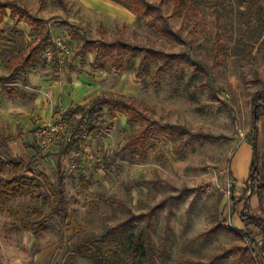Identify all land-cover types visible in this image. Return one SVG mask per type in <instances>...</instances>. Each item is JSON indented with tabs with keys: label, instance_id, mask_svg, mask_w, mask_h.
<instances>
[{
	"label": "rangeland",
	"instance_id": "obj_1",
	"mask_svg": "<svg viewBox=\"0 0 264 264\" xmlns=\"http://www.w3.org/2000/svg\"><path fill=\"white\" fill-rule=\"evenodd\" d=\"M20 1L45 24L23 23L18 28L6 17L1 25L5 34L0 40V75L8 73L7 60L22 54L45 29L51 38L45 53L36 59L59 73L55 78L65 73V64L76 68L77 74L93 71V53L75 54L84 38H122L132 45L185 53L199 64L195 73L196 68L183 60L179 70L170 64L167 72L155 78L157 64L152 59L140 72L141 56L128 62L126 55L121 70H105L99 91L124 93L148 117L208 137L185 144V137L177 134L172 138L149 134L143 158L135 155L130 160L121 152L130 125L105 107L106 128L86 137L78 153L64 157V205L54 214L49 207L54 198L51 189L34 191L30 179L43 182V173L54 183L53 154L71 121L62 122V131L52 132L51 140L42 144L41 131L58 118L44 122L37 133L43 159L11 189L0 183V264H66L70 259L75 264H93L86 255L72 252L82 236L122 221L127 208L145 214L162 203L151 216L157 264L205 263L226 252L217 264H261L258 251L250 250L236 232L242 227L229 219L231 199L217 188L205 191L202 184L213 174L221 185L230 177V156L249 126L250 97L264 85V0H194L187 19L184 14L190 0H181L176 8L172 0H148L162 3L181 42L160 35L147 18L137 22L132 12L112 0L97 1L124 8L125 17L101 14L90 4L96 0ZM138 127L135 123L134 128ZM259 135L264 156V118ZM12 157L1 145L0 178L16 171L10 164Z\"/></svg>",
	"mask_w": 264,
	"mask_h": 264
},
{
	"label": "trees",
	"instance_id": "obj_2",
	"mask_svg": "<svg viewBox=\"0 0 264 264\" xmlns=\"http://www.w3.org/2000/svg\"><path fill=\"white\" fill-rule=\"evenodd\" d=\"M135 15L136 21L141 22L147 18L150 26L154 27L157 32L172 42H181L180 33L173 30L168 18L164 15L162 3H151L148 0H112ZM181 0H172L173 7L180 5ZM194 0H190L184 14L187 19L192 9ZM11 17L15 23L26 22L30 26H43L45 21L35 16L29 9L24 7L20 0L0 1V40L4 39V31L1 28L6 17ZM50 40L49 32L44 30L41 37L31 43L22 54L16 58H11L7 67L8 76L0 77V83H13L17 76L24 73L29 66L36 62V57L45 53L46 45ZM89 53L94 54L93 68L97 70H121L124 67L123 58L127 55L128 62L137 55L141 56L138 71H142L147 66L148 59H152L155 64L154 77L158 78L169 70L170 64H173L176 70H179L183 60L196 69L200 68L199 64L191 61L189 55L185 53H167L162 50H155L151 47L132 45L122 38L107 41L104 38L90 40L84 38L83 43L76 49V55L83 57ZM250 104V121L249 126L244 134V138L252 147V162L250 174L248 176L247 189L256 190L258 197L261 199V191L264 188V156L260 152L259 143V123L264 117V85L255 91L249 100ZM118 113L126 118L130 125V131L121 152L126 155L127 159H133L135 155L142 158L146 149L147 136L162 134L167 137L179 135L185 137L184 143L195 140H204L208 137L205 133H193L186 128L161 123L152 119L141 112L139 106L130 97L121 94L111 93L102 95L85 106H76L68 109L59 116L60 122L71 121L66 135L59 143V150L56 158V179L54 183L45 174L41 173L40 177L43 182L33 178L30 179L31 187L34 191H40L42 188L51 189L52 199L51 212L56 214L64 205L65 185L67 175L63 170V158L70 153H78L81 142L86 137L96 136L102 129L106 128L103 117V108ZM110 117H114L113 114ZM57 119V120H58ZM55 120L54 125L59 121ZM135 123H139L138 128H134ZM8 138L0 137V146L5 145ZM39 154V152H38ZM116 155L114 157H118ZM115 158L112 159L114 161ZM16 167V171L7 178H0V183L6 189H11L13 185L23 181L25 172H32L33 163H23L19 160H13L10 163ZM106 168V167H104ZM233 190V189H232ZM164 203L155 206L150 212L145 214H135L131 209H126V218L113 226L105 225L100 233H88L82 236L78 245L74 244V253L86 255L93 264H157L156 247L151 235V216ZM235 205V203H234ZM264 213V211H263ZM243 230H236L246 241L250 250H257L261 258V264H264V218L244 214L240 216ZM257 229L262 234V242L259 244L255 238L252 229ZM227 256V252L212 257L209 261L197 262L196 264H217ZM66 264H75L68 260Z\"/></svg>",
	"mask_w": 264,
	"mask_h": 264
},
{
	"label": "crops",
	"instance_id": "obj_3",
	"mask_svg": "<svg viewBox=\"0 0 264 264\" xmlns=\"http://www.w3.org/2000/svg\"><path fill=\"white\" fill-rule=\"evenodd\" d=\"M90 4L105 16L119 18L127 15L126 10L116 4L110 5V3L97 0L90 2ZM23 23L26 22H14V25L19 28ZM49 37L51 38L50 34ZM9 60H7L6 66ZM37 60L24 73L19 74L15 82L0 83V137L8 138L5 145L14 160L33 164L43 159L37 141V133L44 122H48L52 118H59L62 113L70 108L85 106L102 95L115 93L127 96L119 92L100 93V82L106 78V72L93 68V60L91 62V70L93 71H89V73L77 74L76 68L65 64L62 65L65 73L56 78L53 76H59V73L54 74L53 70H48L45 63L39 65ZM8 74L9 69L7 74L0 75V77L8 76ZM263 118L260 120L259 129ZM124 121L126 122L125 117ZM58 150L59 146L53 154L55 168ZM252 155V147L243 137L236 142L228 163V173L234 181L233 196L231 197L233 212L229 219L242 227V230L241 215L247 213L264 218V188L261 191V199L256 190L247 189ZM63 164L64 158L62 167ZM252 231L255 240L261 244L262 234L255 228Z\"/></svg>",
	"mask_w": 264,
	"mask_h": 264
},
{
	"label": "built area",
	"instance_id": "obj_4",
	"mask_svg": "<svg viewBox=\"0 0 264 264\" xmlns=\"http://www.w3.org/2000/svg\"><path fill=\"white\" fill-rule=\"evenodd\" d=\"M63 123L58 122L57 124H53L51 127H48L43 129L41 131L42 133V144H45L46 141L51 140L50 137H52V132H59L60 130L62 131ZM60 135V139L66 135L63 132ZM218 176L216 174H213V177L210 180L204 181L202 184V188L205 189V191H209L211 188H217L219 191L223 192V194L226 197H229L231 199L232 197V189L234 187V181L229 177L227 178L226 182L224 185H221L218 180Z\"/></svg>",
	"mask_w": 264,
	"mask_h": 264
}]
</instances>
